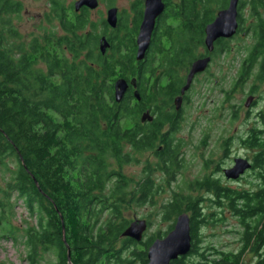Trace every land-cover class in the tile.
Here are the masks:
<instances>
[{"label":"trees","instance_id":"1","mask_svg":"<svg viewBox=\"0 0 264 264\" xmlns=\"http://www.w3.org/2000/svg\"><path fill=\"white\" fill-rule=\"evenodd\" d=\"M162 1L164 11L138 62L141 0L132 6L138 11L133 19L117 16L116 28L92 19L85 7L77 13L64 0H50L45 25L28 39L16 26L23 3L0 0V238L13 243L22 262L147 264L150 243L165 235L144 240V233L141 242L122 237L135 219L124 211L135 203L153 207L167 222L189 215L191 249L170 264H246L247 254L254 255L251 264H264V186L230 190L205 174L158 201L167 189L156 184L154 173L169 186L183 167L174 140L178 120L171 101L179 85L174 75L202 56L205 27L230 0ZM248 1L254 11L264 2ZM260 34L264 38L263 27ZM102 37L109 43L104 54ZM218 48L230 52L226 44ZM250 59L240 72L242 82L250 75ZM120 78L135 79L136 88L130 86L116 102ZM146 111L153 119L142 123ZM251 136L246 144L258 147L253 163L260 170L257 180L264 182L263 145ZM145 152H153L155 163L145 164L138 179L124 175L122 167ZM209 202L242 228L237 253L216 251L207 259L198 252V229L214 215L204 212ZM18 206L26 216L19 218Z\"/></svg>","mask_w":264,"mask_h":264},{"label":"rangeland","instance_id":"2","mask_svg":"<svg viewBox=\"0 0 264 264\" xmlns=\"http://www.w3.org/2000/svg\"><path fill=\"white\" fill-rule=\"evenodd\" d=\"M24 6V10L21 13V20L19 22L16 21V26L18 28V31H20L24 39H28L31 35H37L40 32V28L42 25H45L43 22V17L45 13H47L49 7L48 2L50 0H20ZM66 5H73L74 1L77 0H64ZM142 7H137L139 10L143 12L144 10V1ZM99 6L96 9L91 10V18L92 19H100L103 18L106 19V13L109 10L110 7H116L118 9V14L120 13L124 15L125 13L129 14L128 16L132 19L135 15L134 12H138L137 8L136 10L133 7H136L135 4L137 0H98ZM141 12V13H142ZM218 13V12H217ZM247 13H249L248 9L243 10V15H245V18H248ZM217 15V14H216ZM248 20H245V22L248 23ZM55 26V29L57 25ZM233 38L228 43H226V48H230V52L227 53L225 56L216 57L215 60L212 61L211 65L209 66L208 73L209 74H215L217 76H222L223 74H226L227 76H234V72L236 71V61H235V45L236 42ZM250 38H243L241 41H238V60L240 57H242V52L245 47L250 46ZM250 49V47H249ZM237 60V61H238ZM239 62V61H238ZM193 63V62H191ZM187 72V69L186 71ZM183 73V72H181ZM203 80V79H202ZM201 80V81H202ZM253 80V76H250L248 85L251 84ZM199 83V85H196L195 91H200L203 86V83ZM246 85V86H248ZM225 90L228 89V85L223 83L222 86ZM247 88V87H245ZM217 95H214L215 102L209 103L207 105V108L210 110L209 113V121L210 125L209 127H203V128H197L195 129L192 134H190L187 131V126L190 120H193L195 118V114H192V108L193 106H188L185 109V112L183 113L184 116H186V121L183 124L182 130L178 133L177 136L181 137H187L186 143H188V139L191 138L188 145L185 146L182 153L184 154V161L183 167L180 169L181 171L177 172L174 175V182H171L169 186H167L166 183V177L163 176L160 172H155V182L156 184H159L161 186H164L167 191L163 195H161L160 198H158V201H162L164 198H168L170 194V190H177L183 191L185 184H188L189 182H193L196 179H199L200 177L204 176L205 174H211L212 169L214 168V165L221 164L222 167L231 166V159L233 157L238 158H253L254 159V151L253 150H245L246 148L241 144V141L249 136V134L255 130L256 127L259 129H262V126L258 125H252L254 117L253 114H250V116L246 115L245 107L243 108V103L241 104V109H239L238 112V119L235 121H231V112L230 109H220L217 110L218 106L220 105L221 99H219ZM242 98L241 94H238L235 98L236 101L241 100ZM235 101V102H236ZM189 105V104H188ZM215 109L217 111H215ZM247 109H250L249 107ZM220 115L219 118L217 116ZM230 117V119H229ZM203 120V118L199 119ZM207 124V123H206ZM205 125V124H204ZM203 125V126H204ZM206 126V125H205ZM207 135V144L204 146H200L199 149L196 147L199 145V140L202 138V134ZM233 137L232 143L230 145L229 152L227 151L226 155H223V151H220V146L222 144L223 139ZM238 139V140H237ZM238 141V143H237ZM264 151V145L261 149ZM153 152H145L143 155H140V159L137 163H130L124 167H122V172L124 175L128 177H134L133 179H138L141 175V171L143 170L145 164L155 163L156 157ZM213 159L211 163V168L208 170L204 169V167L201 165L203 162L209 161ZM217 163V164H216ZM264 171V170H263ZM260 170L259 169H253L251 171H247L246 174L241 175L238 179V185L236 183H230L226 182L228 186L236 188L238 190H252V189H259L261 186V182L258 181L257 175H259ZM164 181V182H162ZM260 186V187H259ZM205 198L208 199L207 195L204 194ZM204 206H207L205 208L204 212L206 213H212L214 215L213 218L209 219L207 224H204L201 228L198 230V236L197 241H195L197 250L199 253H203L207 259H211V255L217 252H226V253H237L238 249L240 248V241L242 228L239 227L238 221L236 218L230 215V213L227 210H221L219 211L216 208H213V205L209 203L204 204ZM24 209L20 206L17 207V214L19 218L26 216ZM156 210V209H155ZM223 214V216H220V214ZM124 216L128 217L130 219H139V220H145L148 222V229L145 231L144 240H146L149 236H152L153 234L159 232L162 235H166L169 230L170 224L172 225L175 221V217L172 220V222L163 221L160 218L159 213H156L154 211V208L148 205H140L137 206L135 203H132L128 206V209L124 211ZM164 237V236H163ZM162 237V238H163ZM13 243L9 240L1 239L0 238V262H5L8 264H26L20 260V253L18 250H15ZM196 256V255H195ZM192 260L197 259V257H191ZM255 260L254 255L247 254L244 258V261L246 264H251ZM197 263L199 264L198 260ZM205 264L206 262L203 261Z\"/></svg>","mask_w":264,"mask_h":264},{"label":"flooded vegetation","instance_id":"3","mask_svg":"<svg viewBox=\"0 0 264 264\" xmlns=\"http://www.w3.org/2000/svg\"><path fill=\"white\" fill-rule=\"evenodd\" d=\"M72 6L74 8V4ZM142 6H143V2H142ZM255 8H256V10L254 11L252 8V5L250 6V1H248V0L247 1L246 0H238L237 6L235 8L236 9L235 33L233 34V36L231 38H228V39L220 38V39H217L216 41H214L212 51H208L207 49H205L206 47H204V46H203V48H201L202 50L200 51V53L202 56L200 58H204V57L210 58V61H208L209 62L208 67L204 70V72H198L196 74H193L190 86L184 92L183 95H181V87H183L185 85L187 75H189V70L191 68V64L189 65L187 72L178 73V75L177 74L174 75V76H177L176 83H179V85L177 87L178 90L175 93V95L173 96L172 101H171L173 107L175 106L174 107V113H175L177 120H178V125L176 126L177 129L174 131V136H175L174 140H175V142L180 143V147H179L180 152H178V153H179V158H180L181 162H183L185 159L182 151L185 148V146L188 145V143L191 141L190 140L191 138H189L188 143H186L187 137H184V138L181 137L180 138V136H177L178 133L182 130V128H184L182 126L186 121V116H184L183 113L185 112L186 107L191 106V105L193 106L192 114H195V118L193 120H190V122L188 123V126H187L188 127L187 131L190 134H192V132L197 128L209 127L210 121H209V113L208 112L210 110L207 108V105L209 103L215 102V100H213L214 95H217L218 97H220L219 99H221L220 105L217 108L218 111L221 108L226 109L227 106L230 109V112L232 113L231 114V121H235L238 119V112L237 111H239V109H241V104L243 103V108L244 107L246 108L245 109L246 115L250 116V114H253L254 120H253V123H251V124L254 126L255 125L262 126V129H259L258 127H256L255 130H253L251 132V135H252L251 137H253V139L256 141V143H260V144L264 145V38H262L261 34H260L262 32V27L264 29V2L263 3H256ZM82 9H84V8H82ZM244 9H248V11H249V13H247L248 18H245L244 17L245 15H243ZM78 12H80V11H78ZM117 15L119 16L118 13H117ZM247 19H249L248 23L245 22V20H247ZM233 38L235 39L234 41L236 42V45L234 48H235V58H236L235 61H236V65H237L236 71L233 73L234 76H227L226 74H223L222 76H217L215 74H209L207 71H208L209 66L211 65L212 61L215 60V56L219 57V55L220 56L226 55V52L224 50H221L220 48H218L219 45L221 43L226 44L230 40H232ZM243 38H250V40H251L250 46H247V47H250V50L249 49L243 50L242 52H244V53L242 54V57H240V59L238 60V52H239L238 48H237L238 47V41H241ZM204 39H205V36H204ZM227 48H229V47H227ZM229 50H230V48H229ZM250 56L252 59H250ZM247 59L251 60V64H252L251 65V72H250V75L247 78V80L242 82L240 72L243 68L244 63L246 66L248 65V63L246 64ZM250 76H253V80H252L251 84L248 85V81H249ZM200 81H201V83H203V86L200 87L201 88L200 91H195L194 87L196 85H199ZM223 83L228 85L227 90L220 87V86H222ZM246 85H248V86H246ZM245 87H247V88H245ZM238 94H241L242 98H240L241 100L238 99V101H236L235 98L237 97ZM178 97H181V100L179 101L180 102L179 107H177L173 102ZM248 107L250 109H247ZM217 110L215 109V111H217ZM219 117H220V115L217 116V118H219ZM201 118H203L204 121L199 120ZM229 119H230V117H229ZM202 135L203 136H202V138H200L199 143H198L199 145L196 147L197 149H199L200 146H204L205 144H207V140H208L207 137L208 136L205 135V133ZM232 139L234 140L233 137H231V138L228 137L227 139H223L222 144L220 146V149H221L220 151H223V153H224L223 155H226L227 151L229 152V150L231 148L230 145L232 143L231 142ZM247 140H249V137L243 139L241 141V144L246 148L245 150H248V151L253 150L254 154H255L258 147L248 148L247 144H246ZM237 143H238V141H237ZM225 144H227V145L225 146ZM259 150H260V148H259ZM237 159H238V156L233 157L231 159V163H229V164H231V166H229L227 168H226V166L222 167L221 164L216 163L217 165H214V168L212 169L211 174L209 173L208 175H210V177L215 176L214 179L220 183L221 187H223V188L229 187V188H231L230 190L235 189V191H238V189L228 186L226 182L236 183L238 185V180H240L243 176L241 175L240 179H238V178L228 179L227 177H225L226 176L225 171L233 168L235 165L234 162ZM243 159H246L248 161V163H250V165H251V168L246 170L244 172V174H246L247 171L257 169L255 163H253L254 162L253 158H243ZM212 161H213V159L206 161L208 163L203 162L201 165L204 167V169L208 170L209 168H211L210 167L211 163H214ZM182 165H183V163H182ZM179 171H181V170L178 169L177 172H179ZM260 186L263 187L264 182H261ZM208 199H210V197ZM210 204L213 205L212 203H210ZM147 227H148V224H147ZM192 236H193V234H192Z\"/></svg>","mask_w":264,"mask_h":264},{"label":"water","instance_id":"4","mask_svg":"<svg viewBox=\"0 0 264 264\" xmlns=\"http://www.w3.org/2000/svg\"><path fill=\"white\" fill-rule=\"evenodd\" d=\"M98 0H77L74 2V9L78 12L81 8L85 7L89 10L96 9L99 6ZM238 0H230L227 9L219 11L215 19L205 27V49L212 51L213 43L220 38H231L236 29V6ZM164 3L162 0H145L142 19L136 36V54L135 58L139 62L144 59L146 50H148L151 42V37L155 28L157 18L164 11ZM117 13L116 7H111L106 13V22L111 28L117 26ZM105 37L99 39L100 53L104 54L109 47V43ZM210 61L209 57L199 58L191 64L189 75H187L185 85L181 87V95L188 89L192 81L193 74L204 72L208 67ZM136 88L135 79L127 82L125 79L120 78L114 84V100L120 102L129 87ZM133 96L139 100L140 96L137 91H134ZM181 97H178L174 104L179 107ZM150 112L146 111L141 114V122H151L153 117ZM234 167L226 170L228 179L239 178L244 172L251 168L250 163L246 159L238 158L234 162ZM184 212L176 216L172 230L160 239H155L147 249V264H170L171 261L178 259L189 253L191 249V235H190V217ZM147 230V221L134 219L125 231L122 232V237H128L135 242H141L145 231ZM69 257V255H68Z\"/></svg>","mask_w":264,"mask_h":264}]
</instances>
